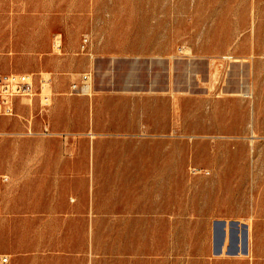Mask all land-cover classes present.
I'll return each instance as SVG.
<instances>
[{
	"label": "rangeland",
	"instance_id": "obj_1",
	"mask_svg": "<svg viewBox=\"0 0 264 264\" xmlns=\"http://www.w3.org/2000/svg\"><path fill=\"white\" fill-rule=\"evenodd\" d=\"M2 34L0 73L35 91L0 115L1 253L264 264V0H0ZM221 218L248 254H214Z\"/></svg>",
	"mask_w": 264,
	"mask_h": 264
},
{
	"label": "built area",
	"instance_id": "obj_2",
	"mask_svg": "<svg viewBox=\"0 0 264 264\" xmlns=\"http://www.w3.org/2000/svg\"><path fill=\"white\" fill-rule=\"evenodd\" d=\"M89 39L83 40L82 49L86 48ZM92 83V73L85 72L78 81L71 84L72 93L87 92ZM35 91L32 75L29 73H0V115H13L15 112V101L20 96H32ZM45 134H51L49 126H45ZM8 176L0 174V182L7 181ZM1 205V195H0ZM9 254L0 252V264H10Z\"/></svg>",
	"mask_w": 264,
	"mask_h": 264
},
{
	"label": "crops",
	"instance_id": "obj_3",
	"mask_svg": "<svg viewBox=\"0 0 264 264\" xmlns=\"http://www.w3.org/2000/svg\"><path fill=\"white\" fill-rule=\"evenodd\" d=\"M6 41V35L2 34L0 35V45L3 44ZM83 44V43H81ZM88 45V43H87ZM86 45V47H87ZM62 37L61 34H57L55 36V39L53 41V48H54V53L56 54H60L62 52ZM82 46V45H81ZM53 57H55L56 59L62 60L65 57H60V56H56L53 55ZM62 61H60L61 63ZM56 100H58L59 98H55ZM41 150H49L47 148H42V149H36L35 147L31 148L29 153H45V151H41ZM59 150H61V148H59ZM46 164L43 163V166H41L40 169H45ZM34 169L36 170L38 167L36 166V161H34L33 163ZM39 169V168H38ZM3 175H7L8 176V180L7 181H1L0 182V195L2 194V189L5 188L8 183L10 182V175L6 172L0 173ZM47 174L45 173L44 176H46ZM2 195H1V205H0V211L2 208ZM223 223L225 224V229L227 231V235L225 238V242L223 244V248L221 252H216L215 250V242H216V235L217 233L221 232V229L223 227ZM251 228V225L249 224V222L244 221V220H240V219H233V218H221L219 220H216L214 222V234H215V242H214V254L215 255H222L224 254V252L228 255H238L241 253L243 254H248L249 252V248H248V238H249V229ZM246 234V239H247V249L246 252L243 250V241L245 239V235ZM242 242V248L239 246V242ZM229 242V245H227ZM227 246V250L225 251V247ZM6 254H9L10 258H11V263L10 264H14V259L12 257V255L10 253L4 252Z\"/></svg>",
	"mask_w": 264,
	"mask_h": 264
},
{
	"label": "water",
	"instance_id": "obj_4",
	"mask_svg": "<svg viewBox=\"0 0 264 264\" xmlns=\"http://www.w3.org/2000/svg\"><path fill=\"white\" fill-rule=\"evenodd\" d=\"M226 235H227V231L225 229V224L223 223V227L221 229V232L220 233H217L216 235V242H215V250L216 252H221L222 251V248H223V244L225 242V238H226ZM245 235V239H244V242H243V247H244V251L246 252V249H247V239H246V234L244 233Z\"/></svg>",
	"mask_w": 264,
	"mask_h": 264
},
{
	"label": "bare ground",
	"instance_id": "obj_5",
	"mask_svg": "<svg viewBox=\"0 0 264 264\" xmlns=\"http://www.w3.org/2000/svg\"><path fill=\"white\" fill-rule=\"evenodd\" d=\"M235 61H237V59H235ZM214 73H216V71H215ZM214 73H212V74L215 75V77H216V74H214ZM174 95H175V94H174Z\"/></svg>",
	"mask_w": 264,
	"mask_h": 264
}]
</instances>
